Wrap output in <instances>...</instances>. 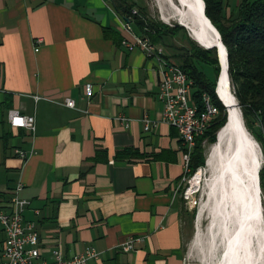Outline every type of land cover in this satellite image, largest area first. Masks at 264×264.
Instances as JSON below:
<instances>
[{
    "label": "crops",
    "instance_id": "crops-1",
    "mask_svg": "<svg viewBox=\"0 0 264 264\" xmlns=\"http://www.w3.org/2000/svg\"><path fill=\"white\" fill-rule=\"evenodd\" d=\"M120 18L110 0H0V203L21 185L47 261L57 248L95 250L88 264H185L197 214L181 192L179 133L162 120L156 60L122 43ZM175 38L157 44L178 64ZM9 110L34 130L10 127ZM4 239L0 226V260Z\"/></svg>",
    "mask_w": 264,
    "mask_h": 264
},
{
    "label": "trees",
    "instance_id": "trees-1",
    "mask_svg": "<svg viewBox=\"0 0 264 264\" xmlns=\"http://www.w3.org/2000/svg\"><path fill=\"white\" fill-rule=\"evenodd\" d=\"M204 13L220 35L227 51L228 77L233 88V95L239 105L243 124L259 144L264 156V0H239L236 7L229 11L224 0H202ZM115 11L124 19L129 15L136 33L147 35L154 42H160L164 36L176 35L174 29L184 32L182 26L174 29L151 20L145 9L139 8L137 15H132L136 4L130 0H110ZM231 9V8H230ZM191 52L183 56L178 64L193 81V97L199 101L200 94L206 91L217 115L210 121V128L198 137L190 154L188 172L192 176L198 168L205 165L203 142H215L217 130L226 121V110L215 94V85L219 73V64L215 48L202 49L190 40ZM204 64L211 69L212 77L199 69ZM256 125V126H255ZM130 148L117 151L116 158H125L132 154ZM131 156V155H130ZM259 186L264 188V164L258 172ZM182 190V188H181Z\"/></svg>",
    "mask_w": 264,
    "mask_h": 264
},
{
    "label": "bare ground",
    "instance_id": "bare-ground-1",
    "mask_svg": "<svg viewBox=\"0 0 264 264\" xmlns=\"http://www.w3.org/2000/svg\"><path fill=\"white\" fill-rule=\"evenodd\" d=\"M166 1L174 10L175 21L189 26L187 23L189 17L186 16L187 20L183 19L185 8L181 4L193 7V0ZM131 13L137 15L134 9ZM127 20H130L129 15ZM206 44L209 43L206 42ZM221 50L226 49L221 47ZM217 92L225 104L236 100L230 88L229 77L227 81L225 72L221 76ZM202 95L212 107L213 117L216 116L217 109L212 105L210 95L206 91L202 92ZM238 115L235 114L239 119ZM210 121L211 119H204V126H209ZM233 129L238 130L236 127ZM245 136L247 144H251V150L248 152H243L240 146L229 142V135H225L224 130L219 133L218 144L214 142L206 156L209 177L203 181V203L197 214L195 239L200 237L199 221L205 215L209 240L221 241V248H219L221 251L214 264L264 263V214L258 178L263 159L254 138L248 132H245ZM188 163L189 160L186 161L187 170ZM201 179L202 169L199 168L190 180L191 187L188 189V194L194 192L193 188L199 185Z\"/></svg>",
    "mask_w": 264,
    "mask_h": 264
},
{
    "label": "built area",
    "instance_id": "built-area-1",
    "mask_svg": "<svg viewBox=\"0 0 264 264\" xmlns=\"http://www.w3.org/2000/svg\"><path fill=\"white\" fill-rule=\"evenodd\" d=\"M120 26L124 32L131 36L130 39H123L122 43L129 49L139 48L145 56L154 58L158 64L157 97L163 106L162 120L176 128L179 133L186 175L188 172L186 161L190 159L196 139L203 136L210 128V126H204V119L212 121V107L208 105L207 99L203 97L202 93L199 101H195L193 81L178 64L168 60L162 46L152 42L147 35H136L127 18H120ZM64 104L69 107L74 106L70 99H66ZM118 119L125 127L128 126L129 121L126 118L119 117ZM7 122L12 128L34 130V117L20 114L17 110L7 112ZM142 122L145 131H149L155 126V123L146 116ZM185 175L182 181L189 182ZM20 190L21 185L17 184L8 202L0 203V226L5 235L0 264H88L91 259L98 257L95 250L86 249L65 258L56 248L51 250L49 261L42 258L35 224L24 219V212L29 201L19 196ZM183 196L189 206L195 205L194 201L189 203L188 188L184 191ZM138 241L140 238H131L123 244L122 249L131 250L134 243Z\"/></svg>",
    "mask_w": 264,
    "mask_h": 264
},
{
    "label": "rangeland",
    "instance_id": "rangeland-1",
    "mask_svg": "<svg viewBox=\"0 0 264 264\" xmlns=\"http://www.w3.org/2000/svg\"><path fill=\"white\" fill-rule=\"evenodd\" d=\"M130 1H133L136 4V7L134 10H138L139 8L145 9L146 15L151 20H153L154 22L163 23V24H165V25H167L173 29L175 26H179L177 21H175V19H174V10H173L172 6L166 0H130ZM228 1H229V4H228L229 10L227 11L225 9L226 16H228L230 10H232L234 7L237 6L236 5L237 0H228ZM185 30H186V35L188 36V38H190V40L192 42H194L198 47L204 49L203 47L199 46L189 36V32L187 31V29H185ZM174 31L176 34L175 42H170V44H172V48L175 49L174 51L180 57V60H179V58H178V60L181 62L183 56L188 55V51L191 52V48H189L188 50L185 49V51H182V53H180V48H182L184 46V44L185 45L188 44L189 46H191V43H190V40H188L184 37V32L182 30L175 28ZM180 62H177V63L179 64ZM199 69L201 71H203L207 75V77H210V78L212 77L211 69L208 66L201 64L199 66ZM230 88H231V91L233 92V88L231 85H230ZM213 143H209L207 141L203 142L205 160H206V156H207V153L209 151V148ZM258 146H259V144H258ZM259 149H260V146H259ZM260 152H261V149H260ZM261 155H262V159L264 160V156H263L262 152H261ZM263 164H262V166H263ZM201 169H202L201 182L199 183V185H197L195 188H193L194 192L190 193L191 195L189 198L190 204L193 201L195 202V205L191 208L192 209L191 211L194 212L193 217H195V215L198 214L199 208L203 203V200H202L203 199V192H204V185H203L204 182L203 181L209 177V173L207 172L206 165L201 167ZM194 174L192 176H189V177L187 175H185L189 182H187V181L183 182L182 190H181L182 194L184 193V191L187 188L189 189L191 187L190 180L194 176ZM261 203H262L263 214H264V188L261 190ZM206 224H207V221L205 220V215H204L201 217V219L199 221L200 237L198 239H194V242L191 245H189L188 247H186V249L184 251L185 264H214V261L216 262L219 254H220V251H221L219 249V248H221V241H219L218 239H215V241L211 242L209 240V237H208L209 230H208V227L206 228V226H208ZM216 243H217V247L215 248Z\"/></svg>",
    "mask_w": 264,
    "mask_h": 264
},
{
    "label": "water",
    "instance_id": "water-1",
    "mask_svg": "<svg viewBox=\"0 0 264 264\" xmlns=\"http://www.w3.org/2000/svg\"><path fill=\"white\" fill-rule=\"evenodd\" d=\"M179 3L181 4L180 1ZM181 5L185 8L183 11V19L187 20L186 16L189 17V19L187 20V23L189 24V26H186V24H182L180 22H178V25L187 29V31L189 32V36L199 46L203 47L204 49L215 48L216 50V56H217V60L219 64V73L216 79L215 94L218 100L221 102V104L226 110V121L223 124V126H221L217 130L215 142L216 144H218L219 133L225 130V135L226 134L229 135L228 141L229 142L231 141L232 144L236 146H240L244 150L243 152L246 153L249 150H251V144H247L246 142L247 137L245 136V132H248V131L245 129V126L243 124L239 105L236 100L233 103L225 104L224 102H222L217 92L221 76L223 75L224 72L226 75V79L228 81L227 51L221 50V47L223 49H226V48L220 39V35L218 31L211 24V22L209 21V19L206 17L204 13V2L202 0H193V7H188L186 4H181ZM206 42H208L209 44H206ZM224 63H225V68H224ZM233 112L236 115H238L239 113L238 115L239 119L236 118ZM232 125L233 127H236L238 130H234ZM205 165H206V160H205Z\"/></svg>",
    "mask_w": 264,
    "mask_h": 264
}]
</instances>
